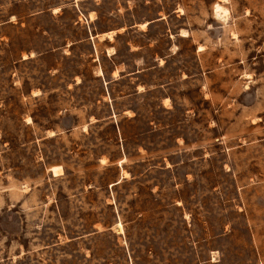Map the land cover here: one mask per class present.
Instances as JSON below:
<instances>
[{
    "label": "rangeland",
    "instance_id": "rangeland-1",
    "mask_svg": "<svg viewBox=\"0 0 264 264\" xmlns=\"http://www.w3.org/2000/svg\"><path fill=\"white\" fill-rule=\"evenodd\" d=\"M0 264H264V0H0Z\"/></svg>",
    "mask_w": 264,
    "mask_h": 264
}]
</instances>
